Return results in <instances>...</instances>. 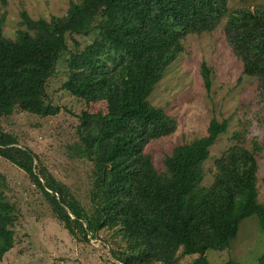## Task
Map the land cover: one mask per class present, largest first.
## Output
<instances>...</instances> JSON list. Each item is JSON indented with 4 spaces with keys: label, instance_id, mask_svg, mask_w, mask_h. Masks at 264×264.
Here are the masks:
<instances>
[{
    "label": "trees",
    "instance_id": "trees-1",
    "mask_svg": "<svg viewBox=\"0 0 264 264\" xmlns=\"http://www.w3.org/2000/svg\"><path fill=\"white\" fill-rule=\"evenodd\" d=\"M6 4L0 0V156L26 173L73 237L89 240L110 230L107 243L120 264H181L190 256L185 264H211L206 252L229 249L243 219L256 215L264 229L257 141L251 148L230 145L215 160L212 183L203 184L204 164L227 132V119H211L206 135L177 145L163 171L145 151L150 141L177 128L176 118L149 96L183 52V39L213 31L225 18L224 35L244 74L258 81L264 102V2L229 13L228 0L71 1L65 15L50 20L23 11L24 28L15 38L4 34ZM90 33V43L80 48L76 41L77 48L68 49V35ZM65 51L69 73L62 88L86 103H105L102 110L82 112L77 139L67 147L69 156L91 163L88 205L2 122L15 111L59 113L47 84ZM211 70L202 62L206 88ZM4 188L0 172V257L15 246L17 221ZM259 262L264 264V254Z\"/></svg>",
    "mask_w": 264,
    "mask_h": 264
},
{
    "label": "rangeland",
    "instance_id": "rangeland-1",
    "mask_svg": "<svg viewBox=\"0 0 264 264\" xmlns=\"http://www.w3.org/2000/svg\"><path fill=\"white\" fill-rule=\"evenodd\" d=\"M71 1L79 0H7L4 6V34L15 38L22 24V12L34 19L50 20L66 14ZM264 0H228L229 13L240 7H250ZM226 18L213 31L188 34L183 39L184 50L170 65L149 96L151 103L163 107L177 120L176 130L150 141L146 153L152 157L158 171L165 170V157L180 144L206 135L211 119L229 122L226 133L220 135L210 148V157L204 164V185L212 183L215 160L232 144L241 142L251 148L257 141L262 149L257 154L258 199L264 203V102L258 90V81L243 72L242 61L234 54L224 31ZM68 49L90 43L94 33L67 36ZM65 51L56 69L48 78L47 91L54 104L61 107L58 114L40 117L15 111L3 119L5 130L18 136L25 145L41 154L49 170L70 185L79 199L88 205L91 187V163L69 156L67 147L77 139L76 126L83 111L94 112L105 108V103H86L62 88L68 79ZM205 62L211 67V84L206 88L201 74ZM235 132L239 138H233ZM0 172L5 177V191L16 206L17 221L15 246L0 264H120L111 254L107 240L110 230H102L89 240L73 237L50 212L40 191L26 173L0 156ZM264 254V229L252 215L242 220L237 237L227 250L209 249L211 264L236 260L242 264H260ZM194 256L181 260L185 264Z\"/></svg>",
    "mask_w": 264,
    "mask_h": 264
}]
</instances>
